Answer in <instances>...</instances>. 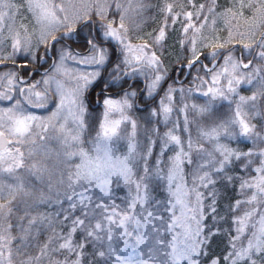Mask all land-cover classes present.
Instances as JSON below:
<instances>
[{"label": "snow or ice", "instance_id": "1", "mask_svg": "<svg viewBox=\"0 0 264 264\" xmlns=\"http://www.w3.org/2000/svg\"><path fill=\"white\" fill-rule=\"evenodd\" d=\"M0 264H264V0H0Z\"/></svg>", "mask_w": 264, "mask_h": 264}, {"label": "trees", "instance_id": "2", "mask_svg": "<svg viewBox=\"0 0 264 264\" xmlns=\"http://www.w3.org/2000/svg\"><path fill=\"white\" fill-rule=\"evenodd\" d=\"M185 71H186V69H185ZM98 90V89H97Z\"/></svg>", "mask_w": 264, "mask_h": 264}]
</instances>
